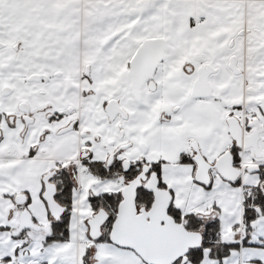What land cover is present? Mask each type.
Masks as SVG:
<instances>
[{
  "label": "snow or ice",
  "instance_id": "obj_1",
  "mask_svg": "<svg viewBox=\"0 0 264 264\" xmlns=\"http://www.w3.org/2000/svg\"><path fill=\"white\" fill-rule=\"evenodd\" d=\"M0 264H264V0H0Z\"/></svg>",
  "mask_w": 264,
  "mask_h": 264
}]
</instances>
